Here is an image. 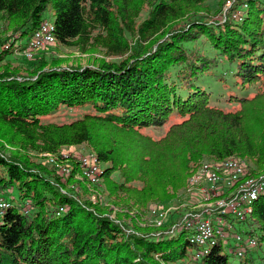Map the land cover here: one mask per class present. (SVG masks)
I'll return each instance as SVG.
<instances>
[{"label":"trees","instance_id":"obj_1","mask_svg":"<svg viewBox=\"0 0 264 264\" xmlns=\"http://www.w3.org/2000/svg\"><path fill=\"white\" fill-rule=\"evenodd\" d=\"M244 1L240 21L219 22L207 0H0V192L16 194L2 197L0 264L192 262L185 230L164 235L140 219L149 204L170 205L204 158L264 168V0ZM47 8L53 47L100 57L10 63L3 42L31 36ZM68 110L77 117L51 120ZM78 145L103 164L108 204L44 162ZM243 220L255 223L257 234L241 233L254 245L230 253L235 263L213 245L199 264H264V194Z\"/></svg>","mask_w":264,"mask_h":264},{"label":"built area","instance_id":"obj_2","mask_svg":"<svg viewBox=\"0 0 264 264\" xmlns=\"http://www.w3.org/2000/svg\"><path fill=\"white\" fill-rule=\"evenodd\" d=\"M246 7L245 1L224 0L218 21H240ZM53 42V24L45 19L27 40L14 44L18 49L20 47L23 58L32 59ZM46 160L61 174H71L83 181L91 201H103L99 188L102 166L92 153L80 154L75 160L60 152L56 158L48 154ZM259 194H264V172L251 173L244 159L228 156L221 160L202 161L191 172L180 201L166 206L149 204L143 223L160 228L164 235H172L178 228L187 231L188 241L198 247L190 254L192 262L188 264H199L208 248L217 244L239 257L242 250L252 247L255 241L250 235L231 231L226 216L242 219L250 213L251 204ZM7 205V201L0 197V214ZM129 213L133 214L132 211Z\"/></svg>","mask_w":264,"mask_h":264},{"label":"rangeland","instance_id":"obj_3","mask_svg":"<svg viewBox=\"0 0 264 264\" xmlns=\"http://www.w3.org/2000/svg\"><path fill=\"white\" fill-rule=\"evenodd\" d=\"M239 1H244V0H239ZM216 3H217V0H207V4H208L209 9H210L209 15H213V16H211V18L213 20L214 19L215 20L216 19L217 20L219 19L218 17L220 16V10H221V7H222V5H221L217 13L214 12L215 10L218 9V8H216ZM239 7H240V5H239ZM212 12H214V13H212ZM260 14H262V16H264L263 15L264 12H260ZM43 17L46 20H48V21H52L53 20V11H52V9L51 8H47V10L43 13ZM1 37H3L2 34H0V38ZM16 37H17L16 35H15V37L14 36L10 37V39L12 40L10 43H9V41L3 42V44L1 45V48H5L4 47L5 44H7V47L5 49L11 48L12 47L11 44H12L13 45V48L11 49L12 55H10V56L7 57L8 61L10 63H12V64H15V65L27 66L28 64H30L31 60L24 59L21 56V54L19 53L20 47H19V49H17L18 48L17 44L15 45L14 42H13V39H15ZM29 37L30 36H24V37L21 38V40H24V39L27 40ZM53 46L51 45L50 48H47V49H45V51H43V52H41L39 54L37 53L36 55H38V56L39 55H43L45 59H48L50 57H59V58L65 59V62H67L68 64H81V65L90 63V58L89 57H92V56H94V57H100L99 53H94L92 55H88V54H85V53L84 54H81V53L75 51V49L70 48V47H64V46H59V47L55 46V47H53ZM227 67L228 66L226 65L225 62H222V61L219 60L217 62L216 70H219V71H222V72H226L225 70L227 69ZM75 116L76 115H75V113L73 111L68 110V111L62 112V113H60V114L52 117L51 120L52 121H56V122H63V121L67 122V121H70L73 118H75ZM61 153L66 154V155H69V156H72V158H74L76 160V158H77L78 155L84 154V153H90V152L87 151V150H85L83 148V146L78 145V146H71V147L65 148L64 150L61 151ZM202 161H210V159L204 158V159L200 160L199 163H201ZM245 161H247V160H245ZM44 162L49 163L46 159L44 160ZM248 163L251 165L250 162H248ZM100 164H101V166H103L102 163H100ZM193 169L191 170V172L193 171ZM263 170H264V168L263 169H257V170L254 171L253 174H256V173L259 174L261 172H264ZM191 172H190V174H191ZM190 174L187 176V178L185 180V184L182 187V189H180L179 191H177L176 194L174 195V198H172V199L169 200L170 203H166V204H177L180 201V199L182 197L183 188L185 189V187H187V182H188V179L190 177ZM72 179L74 181L77 180L74 177H72ZM79 182H81L83 184L84 188L86 189V187H85L86 184L83 181H79ZM101 183L102 182L100 180V186H101ZM99 188H101L100 189V191H101L102 190V186L99 187ZM100 195H101V198L103 200V204L104 205L105 204H108V202L105 201V198L102 197V194H100ZM86 196H87L86 198L90 202H94V201L95 202H101V201H97V200L91 201L90 200V194L87 193V189H86ZM0 197H3L6 200L10 201L11 199L13 200V198L16 197V194L13 191H11V192H9V191L5 192L3 190V191L0 192ZM110 208H111L112 212H115V211H117V212H126V213H128V215H130L129 211L126 210V208L117 209V208L113 207V205H110ZM132 212L134 213V210H132ZM226 217H227L228 221L231 224V228H230L231 231L236 232L238 234H241V233L246 232L248 230H254L255 234H257V230L255 229V223L252 222V224L250 225L247 222H245L244 220L243 221H238L236 218H234V217H232L230 215L229 216H226ZM145 218H146V215H145V217L143 216L144 222H145ZM141 220L142 219H140V224L147 226V224H144L143 221H141ZM179 230H180V228H178L175 231L174 236L177 235V232ZM184 234L186 236L188 234V232L187 231H184ZM224 250H225V252L227 254L228 261L230 263H235L236 260H237L236 257H233L230 254V250L228 248H225ZM255 251L256 252L253 251V254L254 255H256V254H258L260 252L259 248H256Z\"/></svg>","mask_w":264,"mask_h":264}]
</instances>
